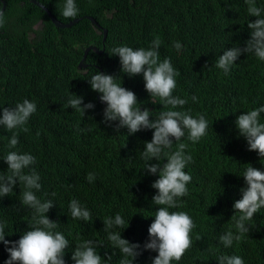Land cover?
<instances>
[{
    "label": "trees",
    "instance_id": "16d2710c",
    "mask_svg": "<svg viewBox=\"0 0 264 264\" xmlns=\"http://www.w3.org/2000/svg\"><path fill=\"white\" fill-rule=\"evenodd\" d=\"M5 24L0 27V108H14L24 99L35 102L37 111L25 127L8 131L0 126V174L7 173L3 161L9 151L31 154L36 162L24 170L35 169L42 185L36 196L54 206L46 216L58 224L54 231L69 240L65 264L75 245L83 240L101 244L97 248L108 264H119L122 255L107 239L103 220L120 214L129 221L121 232L129 243L139 244L141 254L133 264H151L156 253L144 250L148 227L155 211L161 207L152 202L157 190L152 183L158 174L147 173L141 151L152 138L151 129L128 134L127 128H116L118 121L104 122L106 104L100 93L91 89L88 80L96 72L115 77L116 83L131 90L137 107L151 111L150 119L160 112H189L193 118L203 115L208 121L205 136L198 143L187 140L186 155L192 161L184 169L192 179L188 195L179 198V208L196 227L192 246L180 261L173 264H218V256H240L244 264H264V209L250 222L251 231L240 242L225 248L219 236L232 225V205L246 187L241 176L248 164L264 170V159L249 151L244 137L235 126L237 116L264 106V62L251 53H241L225 75L215 67L223 51L245 46L251 30L247 27L256 17L248 16L244 0H75L79 15L69 26H55L45 11L29 0H4ZM61 22L62 0H38ZM1 4V3H0ZM264 7V0H257ZM94 18L96 23L90 21ZM105 28L103 34L102 29ZM159 38L160 60L168 58L179 75L173 96L188 98L183 107H164L159 98L149 96L142 74L129 77L121 71L119 57L112 54L118 46L133 49L151 47ZM182 48L178 51L174 43ZM101 48L99 53L86 45ZM82 57V58H81ZM81 60L83 65L77 66ZM71 94L92 103L84 116L67 106ZM195 95L198 102H192ZM264 122V113L261 114ZM13 132L19 143L8 147ZM179 142H174L173 151ZM165 160L159 161L162 165ZM157 163L154 159L149 164ZM88 173L95 179L89 183ZM24 185L17 183L9 196L0 198V222L5 224V239L17 241L30 229L34 210L21 203ZM53 193L55 195H53ZM76 199L90 211L92 220L73 219L69 202ZM234 230V229H233ZM197 235L202 239L197 240ZM8 259L0 242V264Z\"/></svg>",
    "mask_w": 264,
    "mask_h": 264
},
{
    "label": "clouds",
    "instance_id": "9594fccd",
    "mask_svg": "<svg viewBox=\"0 0 264 264\" xmlns=\"http://www.w3.org/2000/svg\"><path fill=\"white\" fill-rule=\"evenodd\" d=\"M91 3V0H89ZM247 6L248 16L256 17L249 22L247 27L251 30L250 38L243 48L231 47L218 56L215 67L222 70L225 75L230 72L234 61L241 53H251L259 61L264 62V7L257 4V0H244ZM60 13L65 19H74L79 15V8L75 0H62ZM5 24V18L0 11V27ZM161 41L156 38L148 49H133L129 46H118L112 49V54L119 57L121 71L129 77L142 74L144 88L149 96L159 98L164 107L176 109L188 103V98L173 96L176 88L178 71L174 69L171 61L165 58L160 60L159 48ZM179 51L182 45L174 43ZM93 91L100 93L99 99L106 104L103 110L104 122L118 121L116 128H127L128 134H135L144 129H151L152 138L145 142L141 151V158L145 162L147 173L156 175L151 187L156 189L152 202L161 207L157 208L154 220L148 227V241L143 245L144 250L156 253L151 264H173L180 261L185 252L192 246V230L196 227L192 218L184 211H169L179 208V198L188 195L187 185L192 177L184 171L186 165L192 161L191 155H186L187 145L182 141L187 131V140L198 143L206 135L208 121L203 115L197 118L189 112L167 110L159 113L156 119H150L151 111L137 107L135 93L115 82V77L109 74L96 72L88 80ZM192 102H198L193 95ZM83 98L71 94L67 106L75 109L84 116L86 109H93L92 103L83 104ZM37 111L35 102L24 99L14 108H0V126L8 131L20 129L28 131L25 127L30 117ZM264 106H259L237 116L235 126L238 135L244 137L248 150L255 151L260 159H264V122H261V114ZM174 142H179L173 151ZM19 143L18 133L13 132L9 139L8 147L15 148ZM157 163L149 164L151 160ZM165 160L162 165L159 161ZM3 161L7 164V173L0 174V198L9 196L14 186L19 182L24 185L21 203L34 210L30 222V229L26 230L17 241L5 239V224L0 222V242L5 245L8 259L4 264H65L64 255L69 246V240L65 236L54 231L58 227L57 222L51 221L46 213L54 206L51 200L42 202L35 194L42 187L40 176L33 168L30 173H25L36 162L31 154H21L9 151ZM246 187L241 188V198L234 201L232 225L219 236V242L225 248L231 247L233 242H240L251 231V221L254 215L264 209V170L254 168L250 164L241 175ZM86 179L89 183L95 179L94 173H88ZM35 190V191H34ZM53 195H55L53 193ZM73 219L90 222L92 216L89 210L82 207L80 202L72 199L68 205ZM129 221H127L128 226ZM104 230L108 232L107 239L113 248L119 250L122 259L119 264H133V261L141 254L139 244L129 243L121 237V232L109 231L113 227L125 229V220L120 214L114 218L106 217L103 220ZM234 229V230H233ZM197 240L202 239L197 235ZM102 245L93 240H83L75 245L71 259L74 264H108L111 256L103 259L98 255L97 248ZM218 264H244L240 256L220 255Z\"/></svg>",
    "mask_w": 264,
    "mask_h": 264
},
{
    "label": "water",
    "instance_id": "95a60500",
    "mask_svg": "<svg viewBox=\"0 0 264 264\" xmlns=\"http://www.w3.org/2000/svg\"><path fill=\"white\" fill-rule=\"evenodd\" d=\"M29 1L32 2L33 4L37 5L41 9H43L45 11L46 15L49 17V19L51 20V22L55 26H58V27L69 26V25H71L73 22H75L77 20V18H74V19H71V20H67L65 22H61L60 20L56 19L55 16H53L50 13V11L47 9V7L43 3L39 2L38 0H29ZM0 3H1L0 4V11H2L4 6H5V1L4 0H0ZM88 17H89L91 22L96 23L93 17H91V16H88ZM102 31H103V34H104L105 28H103ZM88 49H91L92 51H94L96 53H99L101 51V48H98L97 46H95L93 44H88L83 49L82 57L86 53V51ZM81 65H83V63L81 62V60H79L78 63H77V66H81Z\"/></svg>",
    "mask_w": 264,
    "mask_h": 264
}]
</instances>
